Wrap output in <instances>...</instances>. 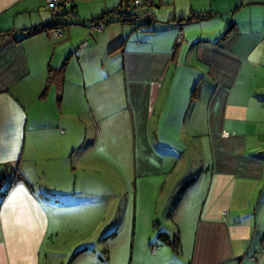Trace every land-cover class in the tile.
Listing matches in <instances>:
<instances>
[{
	"label": "crops",
	"instance_id": "1",
	"mask_svg": "<svg viewBox=\"0 0 264 264\" xmlns=\"http://www.w3.org/2000/svg\"><path fill=\"white\" fill-rule=\"evenodd\" d=\"M124 2L71 0V17L89 24ZM154 5V23L144 28L112 14L100 31L71 23L60 35L26 36L52 21L47 0H0V264H264V0ZM200 14L212 16L194 18ZM50 68L56 75L42 96ZM83 86L97 94L94 103L84 102ZM114 91L123 111H109ZM121 111L142 171H164L163 157L189 153L186 137L206 140L209 159L170 198H155L151 217L166 214L167 228L147 217L142 231L107 224L101 244L81 240L77 216L90 221L84 232L92 220L99 229L94 207L78 212L75 193L95 184L82 186L81 162H72L83 147L82 119ZM93 135L95 143L97 129ZM157 232L176 235L178 252Z\"/></svg>",
	"mask_w": 264,
	"mask_h": 264
},
{
	"label": "rangeland",
	"instance_id": "2",
	"mask_svg": "<svg viewBox=\"0 0 264 264\" xmlns=\"http://www.w3.org/2000/svg\"><path fill=\"white\" fill-rule=\"evenodd\" d=\"M50 8L52 9V7ZM156 8L157 5L138 7L139 11H144L146 9L153 11ZM86 14L91 15L94 13L87 11ZM60 19L64 23H68V25L70 22L74 23L76 20L84 22V20H79L76 17L60 16ZM128 24H126L125 27H132V25ZM87 30L90 29L87 28ZM92 36L95 35L92 34ZM114 83H116V81ZM50 86L51 85H49L47 91L50 89ZM52 86L54 91L56 87L55 85ZM83 91L82 96L84 102L94 103L96 101L97 94L89 87H87L86 90L84 87ZM122 97H120V93L117 91L109 92V98L107 99L109 102H112L111 106H109V111L115 112L122 110V107H120L122 106L121 104H124ZM109 102H107V104H109ZM87 111L88 109L86 112ZM122 111L119 112L118 115L116 114L117 119L114 118L116 115L111 117V119H82L83 139L81 142L83 147L81 152L77 150V154H74L72 162L73 164L78 160L81 162L82 167L77 168V174L78 180L82 183V186H86V181L90 179H92L95 184L91 189L87 187L82 188L84 193L78 191L81 186L79 185L75 193H77L76 197L78 198L76 199L82 202V207L80 206L78 212L89 213L91 211L90 208H87V205H92L94 207V213H97L99 217V229H93V227L96 226L95 222L92 220V229L84 232L87 223L90 221L87 218L79 220L80 217L77 216L76 218L75 215L77 220L72 226L77 232L82 231V234L80 233V235H82L81 240L92 239V241L99 243L100 241L98 238L100 232L108 225H120V230L123 231V233L127 231L128 228L132 229L133 227L138 231H142V228L144 229L148 222L147 217L150 219V224H152V221L155 222L156 219H158L163 228H167L165 223L170 224V220L167 219L166 214H159L157 217H151V212L154 210L153 208L156 207L153 203L155 198L158 199L159 202L170 198L177 181L181 180L182 182L183 179H188L193 169L203 166L209 159L206 140L198 141L197 139L192 140L190 137H186L184 141L187 146L189 148L193 147L189 153H185L184 156L181 157L177 155L176 159L172 156V159L166 156L163 157L165 160L161 163H163L164 169L167 168L164 171H145L144 169L142 171V166L140 167V165H137L139 156H137L134 146L132 133L133 125L130 119H123L124 116H122ZM126 115L128 118V112ZM96 129L98 130L99 138L93 143V134ZM92 152L94 153L92 154ZM255 153H259V151ZM96 155L97 161L93 163L92 161ZM146 160L157 166L161 164L160 161L155 158L149 159L147 157ZM91 162L95 166L91 167ZM5 182H7V180L4 181L1 188H5ZM90 199L92 202H97L87 204L86 200H89V203ZM158 204V207H160L161 203ZM73 211L76 212V210ZM99 244H101V242ZM102 249L99 248L101 254Z\"/></svg>",
	"mask_w": 264,
	"mask_h": 264
},
{
	"label": "trees",
	"instance_id": "3",
	"mask_svg": "<svg viewBox=\"0 0 264 264\" xmlns=\"http://www.w3.org/2000/svg\"><path fill=\"white\" fill-rule=\"evenodd\" d=\"M69 1H70L69 2V5L68 6H65L63 10H61V11H54V9H53V12H54L53 19H52V21L50 23L43 24V25H40V26L31 28V29H27L26 30V36L36 35V34H38L40 32L49 31V30H56V31L57 30H60L62 32V30L68 25V23H64L60 19V16L71 17L72 15H74V11H75L74 10L75 9V5L71 3V0H69ZM128 1L129 0H125V2H124L125 4L124 3H121L114 10L107 11V12H103L99 17L93 18L89 24H86L85 22H79L78 20H76L74 23H77V24H85L87 26H91L92 24H96L98 22H102L103 25H105V24H107L110 21L109 20L110 15L116 14L117 15V19H116L117 21L131 24V22H128L127 20L122 19L120 16H118V14H120V9L122 8L123 5H127L126 2H128ZM210 16H212V14H200L198 16H194V18L204 19V18H208ZM190 20H191V18H188L186 21H190ZM152 23H154V22H152ZM62 70L63 69L61 68V69L56 70V72H58L59 74H61L62 73ZM55 75H56V73L54 74L53 69L50 68L48 70V76H47V80H46L45 87H44L43 91L41 92V95L42 96L46 94L47 89H48V87H49L50 83L52 82V80H53V78H54ZM17 178L19 180H22V177H21L20 174L18 175ZM191 181L192 180H186V182L176 192V194L174 196V199H173V201H172V203L170 205L169 212H172L173 211V208L176 206L177 201L181 198L183 192L185 191V189L187 188V186L191 183ZM0 193L3 196V195H5L6 190L4 189ZM169 214L170 213H168V215ZM155 223H156V221H155ZM157 237L160 240H162L164 243L169 244L173 248V250L175 252H178V250H179V240H178V237L176 235L170 237L166 233L157 232Z\"/></svg>",
	"mask_w": 264,
	"mask_h": 264
},
{
	"label": "built area",
	"instance_id": "4",
	"mask_svg": "<svg viewBox=\"0 0 264 264\" xmlns=\"http://www.w3.org/2000/svg\"><path fill=\"white\" fill-rule=\"evenodd\" d=\"M154 1L155 0H129L128 2H126L127 5L122 6V8L120 9V14H118V16H120L122 19L127 20L128 22H131L134 27L144 28L146 25L154 22V16L151 10H140V12L138 7H150L153 5ZM69 2V0H47L48 5L56 11L63 10L65 6L69 5ZM90 27L91 29L100 31L103 28V23L98 22L96 24H92ZM56 34L60 35L61 31L57 30ZM181 39L182 35L179 33L176 39L175 46L181 42Z\"/></svg>",
	"mask_w": 264,
	"mask_h": 264
}]
</instances>
